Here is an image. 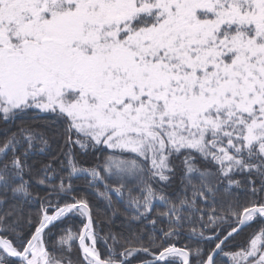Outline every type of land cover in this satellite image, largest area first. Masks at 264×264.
Returning a JSON list of instances; mask_svg holds the SVG:
<instances>
[{"label":"snow or ice","instance_id":"obj_1","mask_svg":"<svg viewBox=\"0 0 264 264\" xmlns=\"http://www.w3.org/2000/svg\"><path fill=\"white\" fill-rule=\"evenodd\" d=\"M0 121V264H264V0H0Z\"/></svg>","mask_w":264,"mask_h":264},{"label":"trees","instance_id":"obj_2","mask_svg":"<svg viewBox=\"0 0 264 264\" xmlns=\"http://www.w3.org/2000/svg\"><path fill=\"white\" fill-rule=\"evenodd\" d=\"M39 123H44V121H39ZM9 127V128H8ZM10 129V124H6L4 123L3 121H0V133H5L6 130ZM49 131L51 132L52 130L49 129ZM9 132V131H7ZM56 151V141H52L51 142V148L49 149L48 151V155H52L54 154V152ZM76 159L79 161V163L85 167H90L92 166L93 164H95L97 161H96V156L97 155H100L99 153H93L91 151L89 152H86V153H81L80 150L77 148L76 149ZM107 154V151L105 152L104 155ZM41 159H47V156H42L41 154L39 153H36L34 154L31 159L29 160V163H32L33 161H38V160H41ZM103 159H104V156L103 155H100V163L103 164ZM68 181L65 180V184H67ZM72 185H73V194H76V193H87L88 194V197L89 199L92 201L93 204H95L97 207H103V205L96 201L95 198H94V190L93 189H90L87 187L86 183H85V178L83 176L79 177V178H73V180L71 181ZM257 183H259L257 181ZM102 190V185L99 186ZM38 191H40L41 195H43L44 191H46V189L44 188H38L37 189ZM158 207H161L162 206H159ZM40 208V202L37 200L34 204H31L29 205V209L35 213L39 210ZM122 219V217H116V223L118 224L120 222V220ZM64 227H68V226H71L72 229L74 231H78L79 228L81 227V224H80V218L79 217H74L72 220L70 221H65L64 222ZM262 226V221L260 219H257L255 220L254 222H250L248 226H245L242 230H240L236 235L232 236L226 247H225V250L228 251H237L239 250V248L246 244L247 243V240L249 238V236L254 233V232H258L260 227ZM61 226L60 225H57V228L56 229H53V231L57 232V234H59V228ZM175 244H176V247L178 248H181V247H184L185 244H188L189 247H194L195 246V243H189V241L184 238V237H181L178 241H174ZM212 247L215 246V244L213 243L211 245ZM202 247L207 250L208 249V244L207 243H204L202 245ZM98 250L100 252H104L105 249H104V245L101 243L98 245ZM145 259H149V257H144ZM225 262V264H230V260H223ZM135 264V262H134Z\"/></svg>","mask_w":264,"mask_h":264},{"label":"rangeland","instance_id":"obj_3","mask_svg":"<svg viewBox=\"0 0 264 264\" xmlns=\"http://www.w3.org/2000/svg\"><path fill=\"white\" fill-rule=\"evenodd\" d=\"M9 128V127H8ZM7 128V130H6V132L4 133H0V139H2L3 137H4V135H6L7 133H10V131H14L15 130V127H14V125H12V124H10V129H8ZM7 131H9V132H7ZM150 258V257H149ZM221 259L222 260H228L229 258L228 257H224V256H221ZM230 260V259H229Z\"/></svg>","mask_w":264,"mask_h":264},{"label":"water","instance_id":"obj_4","mask_svg":"<svg viewBox=\"0 0 264 264\" xmlns=\"http://www.w3.org/2000/svg\"><path fill=\"white\" fill-rule=\"evenodd\" d=\"M244 227H245V226H244ZM244 227H242V229H243ZM242 229H240V230H242ZM240 230H238V232H239ZM236 234H237V233H234L233 236L236 235Z\"/></svg>","mask_w":264,"mask_h":264}]
</instances>
